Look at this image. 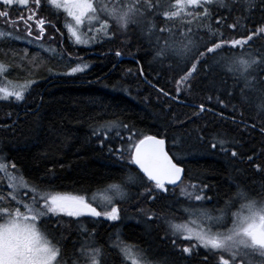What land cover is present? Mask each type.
<instances>
[{
    "label": "trees",
    "instance_id": "1",
    "mask_svg": "<svg viewBox=\"0 0 264 264\" xmlns=\"http://www.w3.org/2000/svg\"><path fill=\"white\" fill-rule=\"evenodd\" d=\"M226 3L230 8L202 5L191 10L198 15L170 20L161 17L154 21L157 29L169 28L178 36L190 27L199 51H204L205 43L221 38L239 39L264 23V6L259 0L252 5L247 0H235V3L226 0ZM203 7H208L211 13L207 19L202 18ZM11 11L18 15L20 10L14 7ZM217 16H227V23H237L238 27L230 30L217 26ZM39 17L50 19L55 25V28L45 25L47 30L41 41L33 39L39 32L34 23L32 38H26L24 25L20 23L19 29H13L18 31L19 39H0V61L9 66L8 78L21 83L35 81L25 92L23 101L14 98L0 101V156L9 166L15 164L13 170H18L29 186L35 184L44 191L87 196L111 183H120L121 177L129 172L135 174V167L129 169L124 161L115 158L118 153L108 152L109 144L115 149L125 143L115 137V130L109 133L110 138L103 148L93 135L94 126L115 120L134 128L138 133L134 139L144 135L165 137L171 154L174 157L177 153L181 155L175 159L185 167L184 184L194 181L208 184L211 190L207 193L218 205L234 198L238 190L261 200L264 174L253 170L244 159H233L210 149L209 143L202 142L197 136L202 135L205 141L212 142L217 134H220L219 138L235 139L244 144L237 151L245 156L252 155L253 149L264 150V135L258 130L264 123V113L256 107V96L246 94L248 99L245 100L234 87L236 81L231 73L216 63L221 56L264 53V36L254 37L243 50H218L215 56L208 57V65L202 66L211 71H200L199 75L190 78L189 87L176 83L185 74L186 62L175 57L154 60L153 48L138 29L121 31L110 24V32L116 35L92 41L95 44L86 47L75 44L65 28L67 16L47 0H42ZM207 25L212 26L213 32L218 30L220 35L209 32ZM0 26L12 27L7 23ZM51 30L56 33V39L48 42L46 38ZM165 35L167 38V33ZM115 51H120L121 56H115ZM25 52L28 56L21 60ZM86 62L90 64L88 69L67 74L71 67ZM177 87L180 88L179 95ZM230 91L231 96L227 94ZM209 96L213 97L211 102L207 100ZM201 103L210 111L197 117L194 113L199 109L193 105ZM246 124H256L257 130L246 128ZM121 135L126 137L128 133L122 131ZM6 182V176L0 170L2 196L7 195ZM150 186L126 187L128 198L119 203L121 218L134 221L122 229L123 235L137 242L143 250L152 251L164 264H174L172 259L175 264L177 260L181 264H200L201 258L208 255L206 251L199 249L200 255L191 258L181 254L178 259L172 248L161 241L156 227L164 225L166 234L170 231L166 225L168 220L177 219L178 213L185 217L179 210L184 198L179 197L177 202L172 191L166 194L154 192L155 200L137 194L144 193ZM0 205L10 209L17 206L8 200ZM89 219L92 218L86 220ZM67 230L63 232L67 234ZM63 232L54 230L56 235ZM100 234L102 238L106 237V230Z\"/></svg>",
    "mask_w": 264,
    "mask_h": 264
},
{
    "label": "snow or ice",
    "instance_id": "2",
    "mask_svg": "<svg viewBox=\"0 0 264 264\" xmlns=\"http://www.w3.org/2000/svg\"><path fill=\"white\" fill-rule=\"evenodd\" d=\"M235 3V0H232ZM42 0H0V18L5 23L18 27L20 23L24 25L26 38L33 37V23L38 28V34L33 38L35 42L43 39L46 32L45 25L55 28L52 20L44 17L37 18L40 11ZM47 3L56 9H62L68 17H71L74 23L66 25L67 31L74 38L77 45H86L97 38L103 39L114 36L116 33L110 32L112 24L127 31L128 29H138L149 46L153 48L154 60H164L171 58H179L185 61V74L176 82L180 84H188L190 78L199 75L200 71L209 72L211 68H203L208 65V57L215 56L218 50L223 48L243 50L244 46L254 40L256 36H264V23L261 26L249 30L246 36L239 39H219L203 45L204 51H199L196 41L192 39L195 35L189 27L187 31L180 32L179 36L169 28H159L154 19L160 18L170 20L174 17H180L184 14V10L189 6L198 8L202 5H217L220 8H230V4L226 0H175V4L171 0H128L126 4L116 3L109 6L104 0L94 5L93 0H47ZM249 5L255 3V0H247ZM260 5L264 6V0H259ZM17 8L16 19H11L10 11ZM175 8V10H172ZM264 10V8H262ZM188 16H195L198 13L188 12ZM211 16L208 7H203V17L207 19ZM239 19V18H237ZM227 16H217L215 24L217 26H225L230 30L238 27L237 23H227ZM98 25V27H96ZM209 32H213L212 26L207 25ZM83 29V31H82ZM95 31L97 35L87 37L85 32L91 33ZM58 32L59 29H56ZM167 33L164 39L160 34ZM213 35H220L218 30ZM10 38L19 39V36L13 37L12 32L0 31V39ZM50 39H54L50 37ZM31 42V41H30ZM195 50V51H194ZM114 55L121 56L120 51H115ZM28 53L25 52L21 60L26 59ZM224 71L231 73L232 78L236 81L234 87L241 96L248 99L246 94H254L257 99L256 107L259 112L264 113V53L257 52L253 55L247 53V58L243 56L233 55L230 58L221 56L216 62ZM200 66V67H198ZM87 65H77L71 67L69 75L77 72H83ZM8 70L3 61H0V76ZM130 71V70H129ZM142 72V69H141ZM207 77H205L206 79ZM35 81H29L26 85L18 86L15 90L7 87H0V101H9L14 98L15 101H23L25 99V91ZM191 87L190 84H188ZM159 91L165 95L163 89ZM177 95L180 88L176 89ZM229 96L232 92L227 93ZM211 102L213 97H207ZM223 104V101H219ZM199 109L194 113L197 117L210 109H206L203 103L193 105ZM233 123H236L234 120ZM243 123V121H241ZM246 128L257 130L256 124L245 125ZM115 130V137L125 141L119 147L113 149L108 145L109 154H116V159L124 161L129 169L135 167L136 173L129 172L128 175L121 177L120 183H111L105 189L110 195H106L103 201L99 203V207L110 209L100 211L97 207H93V203H89L88 198L84 196H73L68 194L45 192L39 185L31 186V195L25 189L29 188L28 183L22 176L9 175L11 189L6 196L0 195V204L5 200L14 201L18 207H0V264H108V254L97 245L95 241V233L89 232L83 224L78 223L82 233L87 234V238L79 242V248H75L72 252L64 251L58 247L59 241L53 243L46 233L42 232L38 227V223L46 220L59 218L60 214L68 217L80 218L88 215L92 218H106L111 221L120 220L119 203L124 202L128 197L126 187H143L145 184L151 185L145 188L144 193L138 195H147L149 199L155 200L154 192L166 194L169 187L172 186V195L176 194L179 188V196H183L190 203L200 202L201 205L211 200L206 193L211 190L206 183H189L184 184L182 179L184 168L179 163L174 162L173 156L166 151V140L158 138L154 135H144L142 138L134 139L138 136L137 131L128 124L118 121H107L103 124L93 127V135L99 140L101 148L105 147V141L109 140V133ZM261 135H264V123L258 129ZM122 131H126V137L121 135ZM102 134V136H101ZM220 134L213 137L212 141H205L202 135H198L197 139L202 142H208L212 150L219 151L222 155L231 158H241L252 165L253 170L264 174V150L257 152L253 149L252 155H244L237 151L242 149L244 144L228 138H219ZM259 161V162H257ZM9 165L0 162V170L7 171ZM10 167L15 170V164ZM18 171V170H17ZM30 199L25 202L24 197ZM241 202L238 210L232 211V200L225 201V208L214 209L217 215L213 216L212 211L202 207L184 208L183 211L189 217H202V223L207 227H197L196 229L188 227L184 223L170 222V231L166 232L165 237L181 254L187 258L199 256V249L207 251L208 255H204L200 264H264V200L257 201L249 197L243 190H238L235 194ZM19 197V199H18ZM93 202L96 197H92ZM20 207L25 212L20 211ZM153 216H156L153 213ZM152 217H148L151 219ZM159 219V216H156ZM58 227L62 225H57ZM175 237V238H173ZM63 237H61V240ZM163 239V238H162ZM195 241L192 246L184 245L180 247L178 241L183 244L184 241ZM118 249L122 253L123 259L130 264H151V262L143 255L142 250L133 251V247L125 244L116 235L115 240L110 245Z\"/></svg>",
    "mask_w": 264,
    "mask_h": 264
},
{
    "label": "rangeland",
    "instance_id": "3",
    "mask_svg": "<svg viewBox=\"0 0 264 264\" xmlns=\"http://www.w3.org/2000/svg\"><path fill=\"white\" fill-rule=\"evenodd\" d=\"M104 2L106 3V4H108L109 6H112L113 4H116V3H123V4H126L127 2H128V0H104ZM93 3H94V5H96V4H98L99 3V0H93ZM171 3L174 5L175 4V0H171ZM174 10H175V8H173ZM193 9V7L192 6H189L187 9H185L184 10V14H182L181 16H183V15H187L186 13H188V12H191V10ZM61 11H63L62 9H60ZM11 13H12V19H16L17 18V15L15 14V11H11ZM63 13L65 14V16H67V14L63 11ZM162 17V16H161ZM160 17V18H161ZM45 18V17H44ZM163 18V17H162ZM152 19V18H151ZM154 19V18H153ZM191 20V18L190 19H188L187 21H190ZM182 21V20H181ZM155 22V21H154ZM69 23H74V21L72 20V18L71 17H68L67 16V21L65 22V28H66V30H67V27H66V25L67 24H69ZM109 23L110 24H112V22H111V20H109ZM1 24H3V25H6V23H5V21L2 19V18H0V25ZM114 25V27L115 28H119L118 26H116L115 24H113ZM177 26H181V24H178ZM96 27H98V25H96ZM14 28H16V27H14V26H12V27H9V28H7V27H1L0 26V31H4V32H12L13 33V36H19V34H18V31H16V30H13ZM20 27L18 26V28L17 29H19ZM162 28H165V27H162ZM10 29V30H9ZM36 30L37 31H39L38 30V28H36ZM36 30H34V32L35 33H37L36 32ZM82 31H83V29H82ZM69 33V32H68ZM38 34V33H37ZM70 34V33H69ZM166 33H163V36H164V39H166V35H165ZM84 35L85 36H87V37H92V36H94V35H97L96 33H95V31L93 30V32H91V33H87V32H85L84 33ZM56 33H54V31H49V35H48V37L46 38V41H51V40H54V39H56ZM71 36V35H70ZM177 36H178V34H177ZM50 37H52V38H54V39H50ZM19 38H20V36H19ZM71 38H72V40L74 41V38L71 36ZM100 40V38H97V40L96 41H99ZM39 44H41V43H39ZM95 43H92V41L90 40V43H88V44H86V45H84V46H86V47H89V46H93ZM236 56H243L245 59L247 58V54H236ZM6 66H8V64H6L5 62H3ZM80 64H83V65H87V67L85 68V70L86 69H88L89 68V66H90V64L89 63H79V64H77V65H80ZM76 65V66H77ZM8 70H9V66H8ZM8 70L2 75V76H0V87H7V88H9L10 90H15L18 86H20V87H22V86H24V85H26L28 82H25V83H21V82H15V81H12V80H10L9 78H8V76H7V72H8ZM69 73V72H68ZM31 86V85H30ZM30 87H28L27 89H26V91L29 89ZM25 91V92H26ZM175 157H177V158H181V155H179L178 153L175 155ZM0 162H2V163H5L6 165H8L7 164V162L0 156ZM4 174H5V176H6V180H7V182H6V186H5V191L6 192H8V191H10V190H12L11 189V183H12V181L10 180V178H9V175L11 174V175H15V176H21L17 171H14L13 169H11V167L9 166L8 168H7V171H5V170H1ZM200 182H196V181H194V184H199ZM185 185H188V183H185V184H183V185H181V187H183V186H185ZM107 187H105V188H103V189H100V190H98V191H96V192H94L93 194H91L89 197H87L88 198V201L89 202H91V203H93V204H95L96 206H98L99 207V203L100 202H102L103 201V198H104V196H106V195H110V193L109 192H107L105 189H106ZM25 191H27V192H29V194L31 195V186H29V188H27V189H25ZM169 191H171V188L169 187ZM45 192H49V191H45ZM50 193H52V194H56V193H58V192H50ZM176 193H178V195H179V188H177L176 189ZM62 194H68V195H73V194H70V193H62ZM30 195L28 196V197H24V200H25V202H28L29 201V199H30ZM206 195L208 196V197H211L212 199L211 200H209L207 203H205V204H203V205H201L200 204V202H195V203H190V202H188L187 201V199L185 198V197H183V196H178V197H181V198H184V200L182 201V207H180L179 208V210H180V212H182V214H184V216L185 217H181V215H179V213L177 214V219H171V220H168V222H167V226L169 227V225H170V222H175V223H184V224H187V226L188 227H192V228H194V229H196L197 227H201V228H203V227H207V225L206 224H203L202 223V220H203V218L202 217H189L184 211H183V209L184 208H197V207H202V208H204V209H207V210H210V211H212V210H214V209H223V208H225V204L223 203L222 205H218L216 202L217 201H215V199L212 197V195L211 194H208V193H206ZM73 196H75V195H73ZM93 196H95L96 197V201L97 202H93V200H92V197ZM250 197V196H249ZM128 198V197H127ZM180 198V199H181ZM252 198V197H251ZM261 198V200H264V195L263 196H261L260 197ZM263 198V199H262ZM18 199H19V197H18ZM253 199H255V198H253ZM232 200V204H233V207H232V211L233 212H235L236 210H238V208H239V205H240V203L241 202H244V201H240L238 198H236V195L234 196V198H232L231 199ZM255 200H257V201H260V200H258V199H255ZM11 202H14V201H11ZM16 204V203H15ZM19 205H17V206H15V207H18ZM0 207H4V206H2V205H0ZM100 209H101V211H104V210H110V209H105V208H101V207H99ZM20 211L22 212V213H24L25 212V209L23 208V207H20ZM65 214H60V216H59V218L58 219H63V218H65V216H64ZM119 215H120V220H123L122 218H121V210H120V213H119ZM212 215L213 216H215V215H217V213L215 212V211H212ZM80 218H85V219H88L89 218V216L88 215H85V216H83V217H80ZM53 219H56V220H58L57 218H53ZM53 219H48V220H46V223H44V222H40V223H38V224H40V225H42V227H40V229L42 230V229H44V230H48V227L46 226L47 225V223L48 222H50V224H51V221L53 220ZM120 220H118V221H120ZM127 221H134L132 218H128V219H126ZM141 221V220H140ZM4 221L3 220H0V223H3ZM54 226V225H53ZM89 229V228H88ZM169 230H170V227H169ZM89 232H93V230L91 229V230H89ZM48 233H51V231H50V229H49V231H48ZM196 242L193 240V241H184L183 242V244H181L180 243V247H182V246H184V245H188V246H192L193 244H195ZM201 251H206V250H204V249H200ZM133 251H137L134 247H133ZM173 251V250H172ZM207 252V251H206ZM195 257H198V256H195ZM173 260V263L175 264L176 262H175V259H172ZM150 261V260H149ZM178 262H177V264H181L182 262H180L179 260H177ZM164 264V263H163Z\"/></svg>",
    "mask_w": 264,
    "mask_h": 264
},
{
    "label": "flooded vegetation",
    "instance_id": "4",
    "mask_svg": "<svg viewBox=\"0 0 264 264\" xmlns=\"http://www.w3.org/2000/svg\"><path fill=\"white\" fill-rule=\"evenodd\" d=\"M94 205V204H93ZM100 209V208H99ZM101 211V210H100ZM65 218L63 219H53L50 222L47 223V227H49L51 233H48V230L42 229L41 231L46 233L48 238L53 241V243H58V247L61 248L62 252L67 251V252H72L74 250V244L75 248H79V242L82 241L83 239L87 238L86 233H82L79 224H83L84 227H86L88 230H93L95 233V241L97 242V245L100 246L107 254H108V264H130L126 259H123L122 253L110 245L112 242L115 240L116 235L118 234L120 239L127 245L134 247L137 251L142 250L143 255L150 260L151 264H163L160 260L156 258V255L153 254L152 251H147L143 250L142 246H140L137 242L134 240H130L129 238L125 237L123 235L122 229L127 225V223H130L131 221L127 220H120V221H111L106 218H96V219H89L86 220L85 218H72L64 215ZM76 220H79V224L74 222ZM92 223V225H91ZM54 225V226H53ZM57 225H62L58 227ZM91 226H97L95 228ZM38 227H42V225L38 224ZM158 232L161 234V241L163 243H166L172 248V253L174 256H176L178 259H180L181 253L175 249L170 241L165 237V226L164 225H157ZM67 230V234H65L63 230ZM54 230L56 232H63L62 234H55ZM106 230V237H101V232H104ZM61 237L63 239L61 240ZM163 238V239H162ZM175 238V237H173ZM103 239V240H102ZM162 243V244H163ZM178 245L180 246V242H177ZM163 246H166L165 244Z\"/></svg>",
    "mask_w": 264,
    "mask_h": 264
},
{
    "label": "water",
    "instance_id": "5",
    "mask_svg": "<svg viewBox=\"0 0 264 264\" xmlns=\"http://www.w3.org/2000/svg\"><path fill=\"white\" fill-rule=\"evenodd\" d=\"M154 136H157V135H154ZM158 138H164L165 140H166V138L165 137H160V136H157ZM165 148H166V151H168V153H169V155H172L170 152H169V150H168V146H167V140H166V145H165ZM174 159V158H173ZM174 162H177L175 159H174ZM178 163V162H177ZM180 164V163H179ZM180 166L181 167H183L184 168V166L183 165H181L180 164ZM184 174H185V168H184ZM183 177H184V175H183ZM182 177V178H183Z\"/></svg>",
    "mask_w": 264,
    "mask_h": 264
},
{
    "label": "bare ground",
    "instance_id": "6",
    "mask_svg": "<svg viewBox=\"0 0 264 264\" xmlns=\"http://www.w3.org/2000/svg\"><path fill=\"white\" fill-rule=\"evenodd\" d=\"M114 43V42H113Z\"/></svg>",
    "mask_w": 264,
    "mask_h": 264
}]
</instances>
